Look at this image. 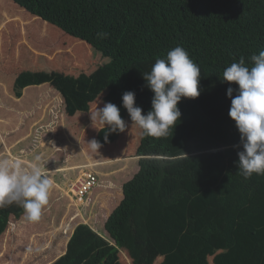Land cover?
I'll return each instance as SVG.
<instances>
[{
	"label": "trees",
	"instance_id": "1",
	"mask_svg": "<svg viewBox=\"0 0 264 264\" xmlns=\"http://www.w3.org/2000/svg\"><path fill=\"white\" fill-rule=\"evenodd\" d=\"M0 2L20 7L30 22L39 19L49 24L51 33V29L59 30L91 46L93 56L107 60L105 84L117 88L121 101L124 92L133 91L142 114L150 110L153 96L143 74L169 50L182 46L201 72L199 96L178 102L181 116L167 138L145 137L139 128L140 141L134 153L139 156L134 164L137 171L123 183L119 203L107 215L99 213L97 207L110 244L95 249L97 233L88 225L77 226L74 233H89L91 237L72 241L54 264H77L89 251L92 254L83 264H121L128 238L147 243L134 230L149 232L169 264H209L210 258L211 264H264V175L253 174L245 180L239 174L233 146L240 143V134L228 115L231 99L226 95L229 86H238L222 81V73L231 63L243 57L250 67L251 55L264 50V0ZM17 16L26 36L32 32L42 35L39 29L26 28L23 17ZM97 32L109 36L98 39ZM32 45L37 50V46H47V41L41 39ZM8 47L3 46L5 51H16ZM3 76L4 71L0 78ZM29 92L34 91L28 89L27 95ZM40 97L45 98V94L40 93ZM38 101L37 94L33 102ZM177 156L184 158L171 159ZM208 207L216 209L219 216L202 226L200 218ZM24 213L15 203L0 208V235L10 220L17 222ZM222 215L221 231L216 220ZM188 219L192 224L183 234ZM148 247L133 259L135 264L154 263Z\"/></svg>",
	"mask_w": 264,
	"mask_h": 264
},
{
	"label": "rangeland",
	"instance_id": "2",
	"mask_svg": "<svg viewBox=\"0 0 264 264\" xmlns=\"http://www.w3.org/2000/svg\"><path fill=\"white\" fill-rule=\"evenodd\" d=\"M3 4L0 2V48L3 51L0 57V68L3 69L4 67L1 60H6L5 63H9L11 59H16V61L7 64L6 70H0V73L4 71V76L0 78V132L1 134L7 132V134L1 136L2 139L8 137L6 145L8 146L12 139L10 135L14 138L21 136L22 130L17 128L25 125L28 130L30 121L32 125L36 124L32 127L33 130L37 131V128L39 130L41 124V128L44 127L50 130V142L57 141L55 147L57 154L48 146L46 147L44 159L39 153L37 156L41 157V161L37 162L35 160L40 167L46 168L49 177L56 178L55 173L72 170L77 174L75 178L77 180L88 170L82 167L88 164L71 165L68 162V147L79 148L76 145H80L87 156L90 157L91 165L97 162L96 157L92 156L95 150L88 140H96L100 143L101 147L98 149L100 156L102 152H105L106 155L116 160L111 164V171H115L111 173V176L116 174V177L112 178L114 182L111 183L116 184L117 187H109L110 192H106L108 186H104L102 179L91 194L87 195L88 201L82 205V201L74 204L67 191L68 183L55 186L59 192H63L61 194L65 196L63 200L57 201L55 197H49L48 204L43 207L39 220L28 221L25 219L24 213L19 221L10 220L7 230L0 235V264H54L60 256L66 254L67 245L72 241L91 237L89 233H74L77 226L85 227L88 224L92 228L94 225L96 228L102 226L100 225L101 217L99 214L93 216L91 211H97L96 209L99 207L102 212L107 213L109 208L113 209L116 205V198L120 196L122 181L125 180V177H131L137 171V164L134 169H131V167L133 163H136V159L133 160V158L139 157L134 155L140 141L139 127L134 121H131L126 109L122 107V101L118 99L117 88L105 84L107 60L97 59L93 56L91 46L85 42L59 30L54 31L51 29L53 31L51 33L49 24L39 19L30 22V20H26L29 16L23 9L12 5V3L6 2L4 6ZM7 4H10V7ZM16 14L24 18L21 20L26 28L39 29L43 37L36 32L26 36L23 27H20V18ZM18 27L21 28L19 32L16 31ZM41 39L47 41V46H50V48L44 45L42 48L37 46L41 50L44 49L45 52L38 51L37 47V50H35L32 45ZM50 40L52 41L50 42ZM3 46H7V48L10 46L12 50L16 48L15 54L7 48L5 51ZM4 56L9 58V61ZM60 63L65 65L63 66ZM80 76L85 78L81 80ZM36 81L42 82L38 83ZM108 83L110 82L108 81ZM39 85H41L40 91L34 92L44 93L45 98L36 102V106L30 107V113H27L25 119L23 114L19 112H27L29 102H33L34 97L32 92L29 93L28 98L21 97L28 90V87ZM39 102H41L40 105H38ZM104 102H111L120 107V114L128 124V128L124 132H109L107 126L104 127L99 119L95 117L96 107H103ZM47 107L55 112L52 114H35L32 112L37 109L41 112ZM74 113L77 116H73ZM87 115L89 116V122L86 124L87 119L85 116ZM20 123L21 126L16 127ZM60 126L67 127L64 133ZM46 132L48 134V131ZM61 134L65 137H62ZM42 135L44 136V132L39 131L35 133L36 137L33 135L37 144L43 139ZM90 136L92 137L89 139ZM105 137L107 138L105 139ZM121 142L123 143L122 147ZM51 146H53L52 143ZM20 151L23 152L24 150ZM17 153L18 150L13 147L11 155H7V151L0 145V155H2L0 161L5 158L12 163L11 159L17 156ZM127 157L133 158L131 160L126 159V161L124 158ZM19 165L22 167L23 163L20 162ZM93 169L96 172L98 168L94 167ZM69 175L71 176V173ZM102 177L101 175L100 179ZM52 191L51 188L50 192ZM134 232L140 237H145L141 239L147 243L141 241L135 243L134 237L128 238L125 243V257L118 258L121 264H135L133 259L141 256L149 245V252L153 256H157L160 252L149 232L148 235L140 234L138 230H134ZM83 235L86 237H82ZM94 240L95 249L102 244H110L104 233L102 235L98 234ZM142 243L143 246L141 247ZM263 245L264 243H261V246ZM91 254L92 251H89L85 257H79L77 264H83ZM256 258V256L253 257L254 260ZM165 260L166 258H159L157 264H169ZM208 261L211 262V258Z\"/></svg>",
	"mask_w": 264,
	"mask_h": 264
},
{
	"label": "clouds",
	"instance_id": "3",
	"mask_svg": "<svg viewBox=\"0 0 264 264\" xmlns=\"http://www.w3.org/2000/svg\"><path fill=\"white\" fill-rule=\"evenodd\" d=\"M96 36L98 39H106L109 33L97 32ZM250 60L252 64L249 67L241 57L222 73V81L234 82L238 86L235 89L229 86L226 95L231 99L228 115L240 134V143L233 147L237 149L239 174L245 180L253 174L264 175V50L251 55ZM200 76V68L188 52L182 46H176L167 52L166 57L158 58L150 72L143 74L146 86L153 93L150 110L142 114L143 109L135 104L133 91L122 94V107L126 109L131 121L142 129L143 136L167 138L181 116L178 102L182 98L194 99L199 96ZM94 115L104 127L107 126L109 132H124L128 128L120 114V107L111 102H104L101 108L96 107ZM90 143L96 152L101 147L96 140ZM182 158L177 156L171 159ZM35 160L39 162L41 157L36 156ZM45 169L33 164L30 170H23L19 163L0 161V208L15 203L23 207L26 220H39L53 186V180ZM75 180L68 184L67 191L74 204L82 201L84 205L90 192L97 187L99 179L82 200H78L70 191Z\"/></svg>",
	"mask_w": 264,
	"mask_h": 264
},
{
	"label": "crops",
	"instance_id": "4",
	"mask_svg": "<svg viewBox=\"0 0 264 264\" xmlns=\"http://www.w3.org/2000/svg\"><path fill=\"white\" fill-rule=\"evenodd\" d=\"M7 64H9V63H5L3 65L4 66V69L3 70H6L5 67L7 66ZM41 82L42 81H40L38 83H41ZM40 86L41 85H39V86H30V87H28V89H30L32 91H40V89H39ZM32 93H33V97H35V98L37 97V94H38L39 101L43 100V99H41L39 92H32ZM28 97L29 96L27 95V91H26L21 98H28ZM29 103L30 104L27 107V112H24V111H20L19 112V113H22L23 114V117H25V119L27 117V113H30V107H34V106L37 105L36 102H29ZM40 104H41V102L38 103V105H40ZM48 107L45 108L44 111H41V112H40L39 109L34 110L32 112H34L35 114L36 113H38V114H40V113H49V114H52V113L55 112L53 109H49ZM73 116H77V114L74 113ZM85 118L87 119V121H86V124H87L89 122V120H88L89 116L87 115V116H85ZM35 125L36 124H33L32 125L31 122L29 121V124H28L29 127H28V130H27L25 128V125L24 126H21V123L20 124H17L16 127L21 126L20 128H17V129L18 130H22V134H21V136L19 138H14L12 135H10L12 139L10 140L8 146L6 145V139H8V137H4V139H2V137H1L2 135L7 134V132H3L2 134L0 132V145L2 146V148L4 150L7 151V155H11V152L13 150V147H15L18 150V153L16 154L17 156L12 157L11 160H12V163H20V162H22L23 163V166L21 168L23 170H29V167H31L33 164H37L36 161H35V157L37 156V154L40 153L43 156V159H44V154H45V152L47 150L46 147H48V146H49V148H52L51 150H53L57 154V151L55 149V147L57 146V144H56L57 141H54L53 140V141L50 142V140H49V136H51V134H49L50 133V130L47 129V128H44V127L41 128V124L39 126V130H38V128H37V131L36 130H33L32 127H34ZM40 128L42 129V131L40 130ZM60 128H61V130H62L63 133L67 129V127H61V126H60ZM38 131L39 132H44V136L42 135L43 136V139L40 140L39 143L37 144L36 138H35L36 137L35 136V133L38 132ZM46 131H48V134L46 133ZM65 134L68 136L67 133H65ZM61 136L62 137H65V135H62V134H61ZM91 137L92 136H90L89 139ZM88 141L90 142V140H88ZM51 143L53 144V146H51ZM76 146H78L79 148L68 147V149H69L67 151L69 153V156H68L69 157V161L68 162H70L71 165H77V164H80V165L83 164L84 165V164H88V165H85V168L88 169V170H90V168H91L92 171H94V169H93L94 167H97L98 169H97L96 173H97V176H98V179H99V183H100V180L103 179L104 186L105 185L108 186V188L106 189V192H110V190H111L110 188H113V187L116 188L117 187L116 184L111 183V182H114L112 178L113 177H116V174H114V175L111 176V173L112 172H115L114 170L111 171V164L113 162H116V160L113 159V157H111L109 155H106L105 152H102V155L100 156L99 152L98 151L97 152L95 151L92 154V156L93 157H96L97 162H95L94 164L92 163V165H91V162L89 161L90 157L87 156L86 152L80 147V145H76ZM20 150H24V151L22 152ZM71 150H73V151H71ZM58 155H60V154H58ZM1 156L2 155H0V157ZM132 158L127 157V158H124V159L125 160L126 159L127 160H129V159L131 160ZM134 159L137 160L138 157L137 158L136 157L133 158V160ZM3 160H6V159L4 158ZM109 164H110V166H108ZM135 167L136 166L133 163L131 169H134ZM66 171H68V172H66ZM70 173H71V176L69 175ZM55 174H56V176H55L56 178H54L53 176H50L49 177L50 179L53 180V186H54V187H52L53 191L52 192H49L50 193L49 194V197H55V199L57 201H59V200H63L64 196L61 195L62 194L61 191L59 192L58 191V188L55 187V186H62V184L64 185L66 183L69 184L70 182H72L77 177V174L74 171H72V170H65V172H58V173H55ZM101 175L103 177L100 179V176ZM61 176H63V177H61ZM60 178H63V179L61 180ZM125 180H128V178L125 177ZM125 180L122 181V184L120 185V196H118V198H116L117 199L116 205L119 203V201L122 198V190H121V188H122V185L125 182ZM91 192H90V194H91ZM207 210H208V212H206L204 214V216H203L204 218H200V219H202L201 220L202 221V226H204L205 223H207V222L209 223L210 220H212V219H214V218H216V217L219 216L216 212H214L216 209L211 208V207H208ZM111 211H112V208L111 209L109 208L107 213L102 212V210L99 209V213H101L102 215H107ZM97 213H98L97 211H91V215H93V216H95ZM207 215L209 216V220L206 217ZM223 215H224V213H223ZM223 215L220 218H217V220H216L217 223L219 224L220 230L223 229V227H224V224H223ZM100 217H101V223H100V225H102L103 224V221H104L103 220L104 217H102V216H100ZM191 223H192V220L191 219H188L187 222H186L185 228L182 231L183 234L187 232V228H188V226ZM90 228H91L92 231L96 232L97 234H101L102 235L104 233V235L106 237L105 230L103 229V226L96 228L95 225H94L93 228L91 226H90ZM124 251H122V253H123L122 256L125 257V252ZM164 255L165 254L159 252V254L157 256H154V258H155L154 264H157L158 263V259L159 258H164ZM209 264H211V263L209 262Z\"/></svg>",
	"mask_w": 264,
	"mask_h": 264
},
{
	"label": "built area",
	"instance_id": "5",
	"mask_svg": "<svg viewBox=\"0 0 264 264\" xmlns=\"http://www.w3.org/2000/svg\"><path fill=\"white\" fill-rule=\"evenodd\" d=\"M98 182L97 175L91 171H85L82 176L70 186V191L78 200H82Z\"/></svg>",
	"mask_w": 264,
	"mask_h": 264
}]
</instances>
